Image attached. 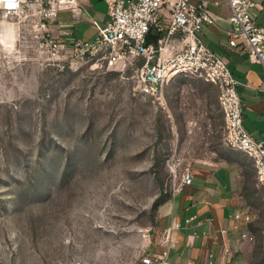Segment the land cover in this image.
<instances>
[{
  "label": "rangeland",
  "instance_id": "374dc122",
  "mask_svg": "<svg viewBox=\"0 0 264 264\" xmlns=\"http://www.w3.org/2000/svg\"><path fill=\"white\" fill-rule=\"evenodd\" d=\"M206 84L179 76L152 96L131 70L51 60L29 20L0 10V264L144 259L184 172L219 159L187 132L214 94ZM226 158L255 189L243 260L264 264V188L250 161Z\"/></svg>",
  "mask_w": 264,
  "mask_h": 264
},
{
  "label": "built area",
  "instance_id": "2783aa9c",
  "mask_svg": "<svg viewBox=\"0 0 264 264\" xmlns=\"http://www.w3.org/2000/svg\"><path fill=\"white\" fill-rule=\"evenodd\" d=\"M80 0H0L5 18L29 20L42 48L51 60L67 64L82 62L112 70H131L133 78L149 95H162L165 86L179 76L200 78L218 89V102L225 120L224 145L251 159L259 184L264 186V143L256 141L244 126L238 80L227 62L204 41L205 26H215L209 12L211 0H106L109 21L105 27L95 22L97 35L90 40L67 43L55 38L51 26L61 11L79 14ZM228 6V47L247 54L264 67V27L256 23L255 11L261 7L253 0H225ZM151 32L160 34L157 43H148ZM194 181L187 169L172 199ZM233 231L244 240L253 222L250 210L229 216ZM174 224L161 235L162 251L143 259L144 264H167L175 246ZM225 232V231H224ZM194 264V263H191ZM207 264H234L231 246L222 244L217 258Z\"/></svg>",
  "mask_w": 264,
  "mask_h": 264
},
{
  "label": "crops",
  "instance_id": "0c3cea01",
  "mask_svg": "<svg viewBox=\"0 0 264 264\" xmlns=\"http://www.w3.org/2000/svg\"><path fill=\"white\" fill-rule=\"evenodd\" d=\"M253 1L261 7L255 11L256 23L264 27V0ZM79 5V14L70 10L59 13L51 26L55 38L67 43L87 41L97 35L95 22L102 27L107 25L109 6L106 0H80ZM208 8L216 25L204 27V41L227 62L240 83L238 92L242 99L244 126L256 141L264 143V67L252 61L247 54L229 49L227 32L232 26L226 19L229 11L226 1L211 0ZM206 87L214 94L207 103L206 112L201 114L202 123L193 119L187 132H200L204 143H217L219 154L213 152L212 156L219 159H198L196 162L202 165L193 171V184L174 199L164 202L158 210V218L153 227L157 236L150 241L146 257L162 251L159 240L164 231L174 224L181 225L173 231L175 246L170 250L167 264H207L211 255L218 257L222 244L231 246L234 264H245L242 256L248 248L249 238L244 240L233 231V221L229 216L238 210H250L254 214L255 189L248 185V169L245 164L226 158V151L229 154L230 148L223 142L225 120L218 102V89L209 83ZM236 152L254 167L251 159ZM212 164L215 166H208ZM254 174L256 179L255 167ZM259 186L264 188L256 182V187ZM253 220L257 222L254 215ZM252 224L249 227L250 234ZM136 264H144L143 259Z\"/></svg>",
  "mask_w": 264,
  "mask_h": 264
},
{
  "label": "trees",
  "instance_id": "16d2710c",
  "mask_svg": "<svg viewBox=\"0 0 264 264\" xmlns=\"http://www.w3.org/2000/svg\"><path fill=\"white\" fill-rule=\"evenodd\" d=\"M160 34L151 32V34L148 37V43H157V40L159 39Z\"/></svg>",
  "mask_w": 264,
  "mask_h": 264
}]
</instances>
